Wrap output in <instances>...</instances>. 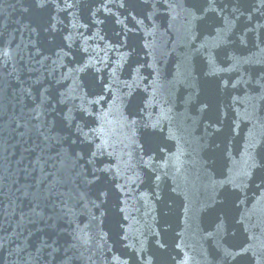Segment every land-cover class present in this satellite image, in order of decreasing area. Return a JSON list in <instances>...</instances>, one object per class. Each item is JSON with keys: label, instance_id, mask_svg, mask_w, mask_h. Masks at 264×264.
Returning <instances> with one entry per match:
<instances>
[{"label": "water", "instance_id": "water-1", "mask_svg": "<svg viewBox=\"0 0 264 264\" xmlns=\"http://www.w3.org/2000/svg\"><path fill=\"white\" fill-rule=\"evenodd\" d=\"M0 264H264V0H0Z\"/></svg>", "mask_w": 264, "mask_h": 264}]
</instances>
